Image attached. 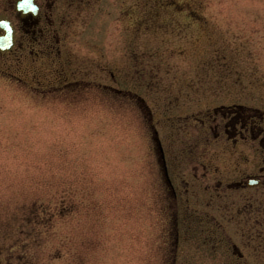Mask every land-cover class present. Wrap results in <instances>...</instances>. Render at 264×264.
<instances>
[{"label":"rangeland","instance_id":"obj_1","mask_svg":"<svg viewBox=\"0 0 264 264\" xmlns=\"http://www.w3.org/2000/svg\"><path fill=\"white\" fill-rule=\"evenodd\" d=\"M83 11L66 72L85 82L49 91L50 75L0 55V264H264V185L206 190L255 173L262 136L234 144L195 119L242 102L264 127V0ZM155 131L189 201L177 248Z\"/></svg>","mask_w":264,"mask_h":264},{"label":"flooded vegetation","instance_id":"obj_2","mask_svg":"<svg viewBox=\"0 0 264 264\" xmlns=\"http://www.w3.org/2000/svg\"><path fill=\"white\" fill-rule=\"evenodd\" d=\"M111 1L113 0H0V35L5 34L4 23V25H8L13 30L14 38V47L10 51H0V55L13 54L18 61H22V59L28 60V64L34 66L36 71H40L39 73L50 75L52 79L49 87H47L49 91L59 92L72 85L79 84L80 80L85 82L83 79L68 80L66 72V67L69 66L71 61L70 49L72 50V48H70V38L76 32L73 30L78 19L75 16L80 12L84 13L83 10L92 8L94 5H106ZM124 3H126V0H124ZM20 5H23V7H20ZM46 66L50 68H40ZM109 74L110 78H114L116 73L114 70H110ZM102 85L108 91L117 90L111 83ZM32 88L45 89L36 85H32ZM227 107L228 111L219 116L218 110L223 111ZM246 107L241 103L221 105L216 107L209 117L197 116L195 119L199 120L202 125H208L205 133L207 135H211L215 131L216 135L230 139V133H234V137L231 140H233L234 144H237L248 140L256 132L255 136H262L261 141L264 143V127L261 125V121L251 113L253 111H251L250 107ZM209 118L213 124L208 123ZM165 155L170 174L166 150ZM173 172L176 173V170H173ZM170 178L172 184L167 186L168 191L172 195L170 205L175 208L176 212L181 213V210L188 206L189 201H184L187 195L183 196V187L173 181L171 174ZM251 178L257 179L260 184L250 187L248 181ZM189 184L190 182H186V185ZM262 185H264V163L255 173L240 177L238 180L213 182L210 186H206V190L213 197H223L226 195L225 193H227V196L228 193L234 195L241 190L256 189ZM188 190L189 188L186 187L185 191ZM186 200H189V198L187 197ZM227 207V203L219 206L223 212H226ZM247 212H250V209H245L243 217L251 216ZM215 221L218 225L215 224ZM206 222L216 225L218 228L222 226L219 219L214 216H208ZM178 223L181 225V218L175 224L177 225Z\"/></svg>","mask_w":264,"mask_h":264},{"label":"water","instance_id":"obj_3","mask_svg":"<svg viewBox=\"0 0 264 264\" xmlns=\"http://www.w3.org/2000/svg\"><path fill=\"white\" fill-rule=\"evenodd\" d=\"M4 29H5V31H6V34L4 35V38H6L7 36H8V39H11L12 38V35H7L8 34V27H5L4 26ZM9 42H10V40H8L7 41V43L5 44V45H0V50H8L10 47H11V44H12V42L9 44ZM258 182H256V181H254V180H251L250 182H249V185H256Z\"/></svg>","mask_w":264,"mask_h":264},{"label":"snow or ice","instance_id":"obj_4","mask_svg":"<svg viewBox=\"0 0 264 264\" xmlns=\"http://www.w3.org/2000/svg\"><path fill=\"white\" fill-rule=\"evenodd\" d=\"M20 7H23V5H20ZM5 27L7 26V25H4Z\"/></svg>","mask_w":264,"mask_h":264}]
</instances>
